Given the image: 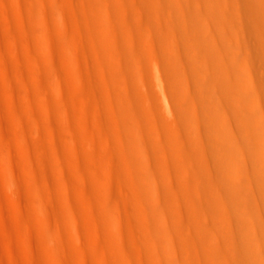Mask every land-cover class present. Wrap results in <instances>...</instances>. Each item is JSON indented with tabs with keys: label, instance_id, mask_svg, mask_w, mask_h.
<instances>
[{
	"label": "bare ground",
	"instance_id": "6f19581e",
	"mask_svg": "<svg viewBox=\"0 0 264 264\" xmlns=\"http://www.w3.org/2000/svg\"><path fill=\"white\" fill-rule=\"evenodd\" d=\"M234 10L0 0V264H264V101Z\"/></svg>",
	"mask_w": 264,
	"mask_h": 264
},
{
	"label": "rangeland",
	"instance_id": "374dc122",
	"mask_svg": "<svg viewBox=\"0 0 264 264\" xmlns=\"http://www.w3.org/2000/svg\"><path fill=\"white\" fill-rule=\"evenodd\" d=\"M230 9H236L233 12L234 20L236 23L237 35L241 45L240 53L247 59L254 70L255 85L257 91L264 101V55L261 50L260 35L257 27L255 26V20L252 14L249 13L248 9H255V4H263L264 0H224ZM264 105V102H263ZM264 107V106H263ZM208 148L213 152L222 153V149L215 146L214 143H208ZM258 147V146H257ZM243 150L249 151L252 147L248 144L242 146ZM256 149V148H255ZM254 149V150H255ZM2 181V177H1ZM8 194V190L5 188L1 189V195ZM7 195H3V208L9 202L6 198ZM2 218V217H1ZM3 224L1 222V242L7 245V240L3 232Z\"/></svg>",
	"mask_w": 264,
	"mask_h": 264
}]
</instances>
